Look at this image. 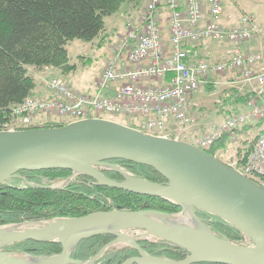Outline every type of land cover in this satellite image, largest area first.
I'll return each instance as SVG.
<instances>
[{"label": "water", "instance_id": "obj_1", "mask_svg": "<svg viewBox=\"0 0 264 264\" xmlns=\"http://www.w3.org/2000/svg\"><path fill=\"white\" fill-rule=\"evenodd\" d=\"M116 159L152 167L165 181L132 176L110 162ZM103 168L117 172L122 180L107 177ZM45 169H66L87 175L98 185L165 198L177 203L183 215L176 218L150 209H114L0 226V264H96L107 248L118 244L137 252L121 264H264V187L192 143L101 117L54 127L0 130V185L21 177L19 171ZM28 184L49 189L62 186ZM196 210L235 226L250 243L236 244L216 236ZM129 230L138 233L131 235ZM100 234L114 238L86 261L72 258L81 240ZM140 238L161 240L188 254L179 260L153 256L138 244ZM24 240H57L61 250L48 256L3 250Z\"/></svg>", "mask_w": 264, "mask_h": 264}, {"label": "built area", "instance_id": "obj_2", "mask_svg": "<svg viewBox=\"0 0 264 264\" xmlns=\"http://www.w3.org/2000/svg\"><path fill=\"white\" fill-rule=\"evenodd\" d=\"M208 4L204 21L203 0H145L142 15L125 23L113 56L105 62L97 79L99 92L88 95L63 78L46 76L42 82L52 97H25L10 107V117L0 123V130L26 129L41 114L69 121L107 114L136 118L135 129L169 138L167 125L172 121L177 128L173 138L179 139L193 123L187 114L189 99L207 75L239 70L242 82L251 87L249 97L256 100L249 99L245 110L212 123L194 145L204 150L224 135L232 141L236 128L258 122L245 161L235 158L227 165L264 187V51L244 48L245 42L264 36V23L243 14L239 24L226 28L220 23L221 1L208 0ZM162 6L167 30L159 22ZM166 32L169 48L164 42ZM204 40L229 43L227 57L198 58L187 48Z\"/></svg>", "mask_w": 264, "mask_h": 264}, {"label": "trees", "instance_id": "obj_3", "mask_svg": "<svg viewBox=\"0 0 264 264\" xmlns=\"http://www.w3.org/2000/svg\"><path fill=\"white\" fill-rule=\"evenodd\" d=\"M126 1L138 0H0V123L10 117L11 106L32 95L35 84L28 73V66L38 70L56 68L61 74L74 71L76 66L69 61L67 43L73 39L92 41L103 31L105 18ZM67 122H51L27 128L61 126ZM129 125L134 127L135 123ZM235 131L241 132L242 129L236 128ZM179 140L194 144L193 140L186 138ZM228 144L224 135L204 151L218 159L217 152ZM246 154L247 151L238 153V162H244ZM110 162L132 176L159 183L165 181L152 167L122 159ZM101 171L113 180H122L121 175L111 169L103 168ZM17 174L21 177L13 178L14 181L9 179L0 185V226L51 221L114 209H150L183 215L182 208L171 200L98 185L89 176L72 174L66 169L19 171ZM27 182L47 187H56L60 183L62 186L56 189L40 188ZM196 214L216 236L236 244L244 239L250 243L230 223L199 210H196ZM113 238L110 234H100L83 239L73 250L72 258L86 261ZM137 242L153 256L179 260L188 254L185 249L161 240L140 238ZM3 250L30 256H48L60 252L61 245L57 240H24L9 244ZM136 254L132 247L125 244L111 246L97 259L96 264H121Z\"/></svg>", "mask_w": 264, "mask_h": 264}, {"label": "crops", "instance_id": "obj_4", "mask_svg": "<svg viewBox=\"0 0 264 264\" xmlns=\"http://www.w3.org/2000/svg\"><path fill=\"white\" fill-rule=\"evenodd\" d=\"M183 1V0H182ZM221 1V14L220 23L228 28L239 24L240 18L243 14L252 15L257 22L264 23V11L260 7L262 5L259 1H254L251 4L244 3L241 0H229V4L225 5L223 0ZM145 7V0H140L138 3H133L126 1L122 3L119 9L113 14L105 18L104 29L100 32L92 41L84 42L78 39H73L69 41L66 45L69 61L75 64L76 69L67 74H61V71L56 68H44L36 69L31 66L33 70L32 77L34 79V89L32 90V95L41 98H51V93L43 85V78L46 76H55L65 79L69 85L82 93L93 95L99 92L97 88V79L102 71L105 62L113 56L114 47L119 42L121 36L125 32V23L128 20L136 21L142 15ZM204 9V21L208 19L209 4L208 0H203ZM159 22L167 30L168 20L167 12L162 6L159 13ZM164 42L166 47L169 48V35L166 32L164 35ZM187 48L190 52H196L198 58H210L221 60L227 57L231 45L227 42H218L213 40H204L197 45H189ZM244 48L248 51H264V36H260L251 39L244 43ZM91 55V56H89ZM91 58L96 64L93 71L87 77H80L69 81L67 77L69 74H74L78 70L79 60L83 62L82 65L90 62ZM125 61V58L123 59ZM28 69V67H27ZM29 70V69H28ZM150 84V83H149ZM248 84L242 82L241 71L234 69H227L220 74L209 73L206 77L205 82L200 86V88L191 95L189 99V106L187 109V114L190 118L191 115L194 117V123H192L191 130L185 134L187 140L195 141L197 138L205 134L212 123L221 121L225 119L231 113H239L245 110L238 108L239 104H246V99L252 94L250 89H247ZM216 89L220 90L221 93L216 97V110L207 103V99L213 96ZM246 89V90H245ZM246 91L245 95L243 91ZM242 97V99H240ZM243 97L245 100L243 101ZM264 98V96H263ZM211 107H210V106ZM218 115H215V114ZM53 116V115H52ZM51 117V115L41 114L34 118V122L44 123ZM136 123L138 119L131 118ZM216 119V120H215ZM192 120V119H191ZM254 125L256 123H253ZM251 125V124H250ZM245 125L244 128L239 132V137L241 139H247L248 135L256 134V126ZM189 127V128H190ZM171 134L176 133V125L170 121L167 125V130ZM186 131V130H184ZM238 132H236L237 134ZM231 141L226 148L219 150L217 156L221 157V161L229 155V148L231 146ZM246 144L236 145V157L238 153H245L247 150L243 151Z\"/></svg>", "mask_w": 264, "mask_h": 264}, {"label": "rangeland", "instance_id": "obj_5", "mask_svg": "<svg viewBox=\"0 0 264 264\" xmlns=\"http://www.w3.org/2000/svg\"><path fill=\"white\" fill-rule=\"evenodd\" d=\"M140 0H138L137 2L135 1H130V2H133V3H138ZM242 2H244V3H249V4H251V2L253 3L254 1H259L262 5H260V7L263 9V11H264V0H241ZM223 2H224V4L225 5H228L229 4V0H223ZM89 56H91V55H89ZM83 64V62L81 61V60H79V64H77L78 65V70H77V72L76 73H74V74H69V76L67 77V79L69 80V81H73V79H76V78H80V77H87V76H89V74L93 71V68L95 67V63H94V60L91 58V60H90V62H88V63H86V64H84V65H82ZM28 73L29 74H33V70L31 69V66H28ZM247 87V89H249L250 87L249 86H246ZM200 88V87H199ZM246 90V89H245ZM243 91V93H244V95H245V97H246V95L247 94H245L246 93V91ZM221 93V91L220 90H218V89H216V91H215V93L213 94V96H212V98L210 97L209 98V100L207 99V103H210V105L213 107V109H217L216 107H215V105H216V102H215V100H216V97L219 95ZM249 99H255L254 97H248L247 99H246V101H248ZM256 100V99H255ZM209 105V106H210ZM247 105V103L246 104H239V107L238 108H240V109H243L244 108V106H246ZM210 106V107H211ZM215 115H218L217 113L215 114ZM189 116V115H188ZM99 117H101V118H106V119H110V120H113V121H116V122H118V123H121V124H124V125H127V126H129L130 127V123L132 122H134V120L132 119V120H130L131 119V117H128V116H124V115H107V114H101ZM191 119H192V121L194 120V117L191 115ZM216 120V119H215ZM70 122L69 121V119H66V118H63V117H58V116H51V117H49L47 120H46V122H44V123H37V122H32L29 126H42L43 124H48V123H53V122H57V123H63V122ZM67 122V123H68ZM193 123H194V121H193ZM134 128V127H133ZM191 130V127L190 128H188L186 131H182L181 132V135H179V139L180 138H186L185 137V134L188 132V131H190ZM167 132L168 133H170L169 132V129L167 130ZM171 134V133H170ZM239 132L237 133V134H235V136H234V138H233V140L231 141V143H233V144H231V146H230V148L228 149L229 150V155L225 158V159H223V162L224 163H230L231 161H233V160H235V158H236V145L239 143V145L240 144H246V147L243 149V151H245V150H247V148L249 147V145H251V143H252V141H253V139H254V137H253V135H248L247 136V139H241L240 137H239ZM171 136H172V138H173V136H174V134H171ZM218 157V159L219 160H221V157L220 156H217ZM11 180L12 181H14V179L13 178H11ZM56 185H60V183H58V184H56ZM175 217L176 218H179V217H181V216H179V215H175ZM128 233L129 234H131V235H135L136 233H138V231H134V230H129L128 231ZM149 240H153V238H148ZM238 244H242V245H247L248 244V241L247 240H243V242H241V243H238ZM119 245V244H118ZM115 246H117V245H115Z\"/></svg>", "mask_w": 264, "mask_h": 264}]
</instances>
